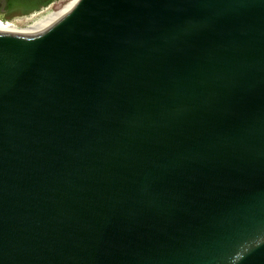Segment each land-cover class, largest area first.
<instances>
[{
  "label": "water",
  "instance_id": "95a60500",
  "mask_svg": "<svg viewBox=\"0 0 264 264\" xmlns=\"http://www.w3.org/2000/svg\"><path fill=\"white\" fill-rule=\"evenodd\" d=\"M0 264H264V0L0 30Z\"/></svg>",
  "mask_w": 264,
  "mask_h": 264
},
{
  "label": "bare ground",
  "instance_id": "6f19581e",
  "mask_svg": "<svg viewBox=\"0 0 264 264\" xmlns=\"http://www.w3.org/2000/svg\"><path fill=\"white\" fill-rule=\"evenodd\" d=\"M72 0L67 1L65 4H63L62 6H60V8H57L56 11H52L49 13H46L44 15H42L39 19H37L36 21L32 22L31 24L26 25L27 28L22 29V30H32L34 28H36L37 26L43 24L46 20H48L49 18H51L53 15H55L56 13H58L59 11H61V9H63L66 5H68ZM16 26L10 22H2L0 21V30H6V31H12V28H15ZM15 31V30H13Z\"/></svg>",
  "mask_w": 264,
  "mask_h": 264
},
{
  "label": "built area",
  "instance_id": "2783aa9c",
  "mask_svg": "<svg viewBox=\"0 0 264 264\" xmlns=\"http://www.w3.org/2000/svg\"><path fill=\"white\" fill-rule=\"evenodd\" d=\"M53 3V1H50L49 3L45 4L44 6H42L41 8H39L38 10H35V11H32L28 14V17H30V19H32L30 22H34L36 21L37 19H39L42 15L46 14V13H49V12H52V11H56L57 8H59L60 6L58 5L57 7H55V9H52L51 8V4ZM2 22H10L14 25L17 26L16 22L17 20L16 19H5L3 20ZM30 23V24H31ZM28 25V24H27Z\"/></svg>",
  "mask_w": 264,
  "mask_h": 264
},
{
  "label": "rangeland",
  "instance_id": "374dc122",
  "mask_svg": "<svg viewBox=\"0 0 264 264\" xmlns=\"http://www.w3.org/2000/svg\"><path fill=\"white\" fill-rule=\"evenodd\" d=\"M67 1H69V0H53V3L51 4V8L55 9V7H57L58 5L62 6ZM11 19H16L17 20V22H16L17 26L15 25L16 27L12 28V31L13 30L18 31V30H22V29L27 28L26 25L30 24L31 23L30 21L32 20V19H30V17H28V14H26L24 16L14 17V18H11ZM3 20H5V19H2L1 21H3Z\"/></svg>",
  "mask_w": 264,
  "mask_h": 264
},
{
  "label": "flooded vegetation",
  "instance_id": "af4514ba",
  "mask_svg": "<svg viewBox=\"0 0 264 264\" xmlns=\"http://www.w3.org/2000/svg\"><path fill=\"white\" fill-rule=\"evenodd\" d=\"M50 1H53V0H50ZM49 1V2H50ZM49 2H47V3H49ZM45 5V4H44ZM44 5H42V6H44ZM42 6H40V7H37V8H35V9H33V10H30V11H26V12H21V13H16V14H11V15H8V16H6L4 19H11V18H14V17H18V16H24V15H26V14H29L30 12H32V11H35V10H38L39 8H41Z\"/></svg>",
  "mask_w": 264,
  "mask_h": 264
},
{
  "label": "trees",
  "instance_id": "16d2710c",
  "mask_svg": "<svg viewBox=\"0 0 264 264\" xmlns=\"http://www.w3.org/2000/svg\"><path fill=\"white\" fill-rule=\"evenodd\" d=\"M49 1H50V0H49ZM49 1H48V2H49ZM46 4H47V3H46Z\"/></svg>",
  "mask_w": 264,
  "mask_h": 264
}]
</instances>
